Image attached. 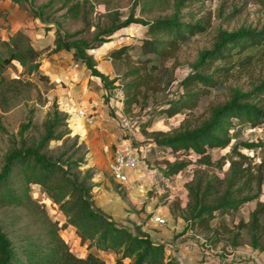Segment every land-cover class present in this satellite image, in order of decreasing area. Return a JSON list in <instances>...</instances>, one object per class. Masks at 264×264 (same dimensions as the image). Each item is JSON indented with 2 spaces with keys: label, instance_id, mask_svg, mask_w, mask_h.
Wrapping results in <instances>:
<instances>
[{
  "label": "rangeland",
  "instance_id": "obj_1",
  "mask_svg": "<svg viewBox=\"0 0 264 264\" xmlns=\"http://www.w3.org/2000/svg\"><path fill=\"white\" fill-rule=\"evenodd\" d=\"M48 1L26 0L20 4L12 1L11 4L8 3L6 8L3 7L0 10L4 14L0 17V39L3 41L8 39L10 25L13 22H20L24 18V20L35 19L27 6L32 4L34 7H39ZM75 1L80 3L77 15L64 16L66 10L61 8L60 0H53V4L44 9V13L51 15L57 22L48 23L51 25L49 30L52 31L54 39L56 32L61 34L78 32L77 39L90 42L98 30L107 28L113 23L120 24L130 14L134 20L169 18L176 12L175 4L178 0H169L167 6L160 5L151 10L148 5L143 4L144 0H73L72 2ZM144 9L145 12H142ZM178 10L183 15L182 21L185 23H194L201 18L203 30L195 32L191 42L182 46L173 58L162 65V69L168 71L163 82L157 80L163 75L162 70L150 72L151 74L148 75L150 64L144 61L151 58V55L140 52V44L146 38L147 28L139 23H131L127 27L116 30L109 38H105V43L97 48L87 49L86 53L92 58H104L112 49L110 47L114 45L111 42L115 41V48L120 45H131L129 55L132 59L130 64L132 67H140L141 64L145 67L141 69V75L146 78V84L140 88L142 94L139 96L138 103L132 104L129 108L124 104L125 95L122 85L130 81V78L125 80L118 78L126 70V64L118 65L117 68L112 64L115 77L102 84L111 94L118 90L122 92H120L123 102L122 117L119 119L128 123V128L120 127L123 130L121 136L129 140L130 147L143 148L142 152L137 151V154H134L139 159V166L156 174L152 183L144 187H162L157 204L170 195L171 191L168 187H178L174 190L176 192L170 206L177 203L172 209L178 216H182V209L178 207V202L189 201L187 187H193L199 175L221 180L226 177L230 163L225 157L230 154V146L207 150L203 156L192 150L187 153L182 151L173 153L168 148L157 147L151 140L152 133L171 132L184 126L192 129L204 118V107L207 104H224L230 99L234 90L242 93L249 92L264 82V46H261L233 57L231 62L244 63L238 65L236 69L233 68L226 77L218 78L224 85L223 91L215 92L210 89L208 90L210 93L201 100L198 107L177 112L171 116L167 115V110L172 107L170 103L176 105L178 98L184 94L181 80L192 72L199 54L212 49L219 32H231L239 27L259 30L264 26V0H210L194 4L186 1L185 7ZM189 12L193 13V18H189ZM47 49L49 47L42 50L41 64L42 59L51 54ZM77 64H79L78 67H84L90 72L84 65ZM222 66L223 64L214 63L209 69L204 70V74H210L214 69ZM116 78L118 81H115ZM169 78L172 79V83L166 86L164 81ZM89 83L88 86L93 89L100 87L94 86L92 81ZM56 86L58 84L51 82L48 77L47 80H42L35 75L28 76L16 62L0 70V172L5 164L6 156L20 148L36 147L40 143L45 134L46 122L52 119L54 112L59 119L63 113L66 114L60 109L58 98L54 94ZM63 88L65 86L58 87V89ZM102 98L107 104L108 97ZM251 102L264 106V94H259V97ZM75 107L74 105L73 108L76 109ZM233 122L234 127L230 130L231 144L238 145L237 152L244 155L246 163L252 167L253 171H256L260 164L264 165V125L252 127L247 122H238L236 118ZM54 133L59 135V138L48 140L40 152L57 164L61 170H66L68 177H75L76 183H82L84 188L89 190L90 199L95 195L92 191L98 185L95 182L96 175H100V179L107 178L110 181V188L122 194L123 189L118 188L123 185L111 181L107 176L108 173L110 174L108 166L115 149H109L110 158H104L98 166L89 167L86 162L89 146L79 140L67 124H61L59 128H55ZM149 143L154 144L152 148L148 146ZM246 143L255 146L253 148L242 146ZM141 154H143L142 158H140ZM176 163H186V166L180 171L169 174L164 172L167 167ZM16 169L17 166L12 167L8 180H13L12 175ZM61 170L55 172L54 177L49 181L50 185H55L62 179ZM260 170L264 171V167ZM184 192L186 195L183 194ZM22 193L19 192L18 196L21 197ZM51 193H53L51 190L31 183L19 204L0 202V228L8 241L7 248L11 254L7 264H47L41 258L58 245L59 241L65 243L68 250L77 258H85L91 252L95 253L104 264H113L116 259L113 253L90 248L87 242L80 243L75 228L69 224L58 205L53 202ZM149 193L158 195L156 190H151ZM259 200L264 201V184L261 185ZM91 202L93 204V201ZM73 203L78 205L76 201ZM253 207L254 201L246 203L235 212L215 214L211 224L213 229L217 228L219 236L215 237L212 231L207 234L205 231L196 230L194 232L197 236L196 240L202 242L204 250L214 251L218 247L224 253L226 248L230 249L228 246H248V235L243 230H240V236L236 242L232 243L231 240L237 232V224L247 219L248 212ZM124 262L130 264L129 260Z\"/></svg>",
  "mask_w": 264,
  "mask_h": 264
},
{
  "label": "trees",
  "instance_id": "obj_2",
  "mask_svg": "<svg viewBox=\"0 0 264 264\" xmlns=\"http://www.w3.org/2000/svg\"><path fill=\"white\" fill-rule=\"evenodd\" d=\"M10 1L20 4L26 0ZM60 1L61 8L66 10L64 16L78 14L79 1ZM186 1L194 4L210 0H178L175 4L176 12L165 19L154 17L149 20H134L130 14L122 23H113L107 28L98 30L90 42L77 39L78 32L73 34L56 32L54 47L47 49L48 53L60 50L72 51V57L76 63L84 65L91 75L106 82L107 77L96 69L94 59L86 53L87 49L99 47L106 42L105 38H109L116 30L127 27L131 23H139L147 28L146 38L140 44V52L151 55V58L144 61L150 64L148 75L162 70L163 75L157 80L163 82L168 71L163 70L162 65L173 58L182 46L190 43L195 32L203 30L201 18L194 23L182 21L183 15L178 8H184ZM168 2L169 0H144L143 4L148 5L151 10L160 5L165 7ZM52 4L53 0H49L39 7H34L32 4L27 7L33 18L48 24L56 22L51 15L44 13V9ZM142 12H145V9ZM2 15L4 14L0 11V17ZM188 16L193 18L194 15L189 12ZM261 46H264V26L259 30L239 27L231 32H219L212 49L201 52L193 65L192 72L181 80L184 94L178 98L176 105L170 103L172 107L167 110V115L171 116L177 112L198 107L201 100L210 93L208 91L210 89L215 92L223 91L224 85L218 78L226 77L233 68L236 69L238 65L244 63L231 62L233 57ZM131 48V45H120L110 52L111 63L116 68L121 64H126L127 67L118 78L123 80L130 78V81L122 85L125 95L124 104L128 108L138 103L139 96L142 94L140 88L146 84V78L141 75V69H145L141 66L143 64L140 63V67L130 65L132 59L129 50ZM41 55L42 50H36L32 46L31 39L21 29L15 31L6 41L0 39V70L16 62L28 76L35 75L38 79L47 80V77L39 71ZM214 63L223 64V66L214 69L210 74H204V70L209 69ZM118 78L115 81H118ZM171 83V78L164 81L166 86ZM259 94H264V82L249 92L242 93L234 90L230 99L224 104H207L204 107V118L194 128L184 126L171 132H155L152 133L151 140L157 147L168 148L173 153L177 151L187 153L192 150L201 156L207 150L230 146V154L225 157L230 163L226 177L221 180L199 175L194 186L187 187L189 201L183 212V218L189 221L192 230L205 231L207 234L212 231L216 237L218 230L213 229L211 224L215 214L235 212L246 203L255 201V207L249 213L248 221L246 223L240 221L237 224V232L233 235L231 242H236L240 236V230H243L247 233L253 248L264 249V201L259 200L261 185L264 184V171L260 168L262 169L264 165L260 164L256 171H253L252 167L246 163V157L237 152L238 145L231 144L230 135V130L234 127V118L238 122H247L252 127L264 125V106L251 102L258 98ZM51 120H47L45 134L36 147L20 148L5 157V164L0 172V202L19 204L28 186L31 183L38 184L53 192L51 193L53 202L58 205L69 224L75 228L80 243L87 242L90 248L113 253L116 256L113 264H125V260H129L130 264H176L165 256L162 245L153 244L147 237L133 235L127 229L115 226L103 214L95 210L92 207L89 190L84 188L82 183H76L75 177H68L66 170H61L57 164L40 152L48 140L59 138V135L54 133V129L59 128L61 124H67V116L64 113L59 119L54 112ZM242 146L253 148L255 145L246 143ZM14 166H17V169L12 175L13 180L10 181L8 178ZM185 166L186 163H176L167 167L164 172L169 174L180 171ZM57 170H61L62 179L55 185H50L49 181ZM221 185L224 186L220 187ZM19 192H23L21 197L18 196ZM74 201L78 202V205H74ZM7 246L8 241L0 228V264H7L11 258ZM41 260L47 264H104L95 253L91 252L85 258L75 257L62 241H59V244Z\"/></svg>",
  "mask_w": 264,
  "mask_h": 264
},
{
  "label": "crops",
  "instance_id": "obj_3",
  "mask_svg": "<svg viewBox=\"0 0 264 264\" xmlns=\"http://www.w3.org/2000/svg\"><path fill=\"white\" fill-rule=\"evenodd\" d=\"M8 3L11 4V1H0V10L3 7L6 8ZM24 19L20 22H13L8 34L12 35L15 31L22 29L31 39L32 46L36 50L41 51L48 47L52 49L54 36L49 30L51 25L31 18ZM111 44L114 45L110 48H115V41ZM111 50L104 58H93L96 62V69L108 80H113L115 77L110 59ZM78 65L73 60L72 51L60 50L42 59L39 71L51 82L58 84L54 94L58 98L60 109L67 114V126L74 135L79 137V140L89 146L86 156L88 166H98L104 158H110L109 149L135 155L137 151L142 152V147H130L129 140L121 136L123 130L120 127L128 128V123L119 119L122 117V92L118 90L111 94L99 77L91 75L84 67H78ZM90 81L94 86L100 87L91 88L88 86ZM62 86L65 88L58 89ZM104 96L108 97L107 104L102 98ZM74 105L76 109L73 108ZM77 111H82L83 115L77 114ZM153 145V143L148 144L151 148ZM127 175V183H120L123 186L118 188L123 189L122 194L110 188V181L107 178L106 180L100 179V175H96L95 178L98 185L92 191L95 194L91 197L92 207L115 226L123 227L133 235L147 237L153 244L162 245L165 256L176 264H243L238 262L239 256L247 258L244 264H264V249L253 248L250 243L246 247L228 246L230 249L226 248V253L218 247L214 251L204 250L202 242L196 240L197 236L194 234L196 230H192L189 221L183 218L188 200L178 202V207L182 209V216H178L172 209L177 203L170 206L176 192L174 190L178 187H168L171 191L170 195L157 204L156 201L162 193V187H144L152 183L156 176L154 172L151 173L145 167L138 166L134 170L127 171ZM107 176L111 181L116 182L109 173ZM151 190H156L158 195L148 194ZM183 194L186 195V192ZM254 207L248 212V216ZM154 216L163 218L165 224L154 223L152 221ZM242 221L246 223L248 217Z\"/></svg>",
  "mask_w": 264,
  "mask_h": 264
},
{
  "label": "built area",
  "instance_id": "obj_4",
  "mask_svg": "<svg viewBox=\"0 0 264 264\" xmlns=\"http://www.w3.org/2000/svg\"><path fill=\"white\" fill-rule=\"evenodd\" d=\"M79 115H83L82 111L78 112ZM139 166V159L132 153H122L114 151L111 160L109 162V172L112 179L118 183L125 184L128 181L127 171L134 170ZM152 221L156 224L163 225L165 220L159 216L152 217ZM238 262L245 263L247 260L244 256H239Z\"/></svg>",
  "mask_w": 264,
  "mask_h": 264
}]
</instances>
